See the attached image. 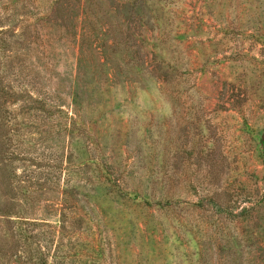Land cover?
Listing matches in <instances>:
<instances>
[{
	"label": "rangeland",
	"instance_id": "374dc122",
	"mask_svg": "<svg viewBox=\"0 0 264 264\" xmlns=\"http://www.w3.org/2000/svg\"><path fill=\"white\" fill-rule=\"evenodd\" d=\"M0 264H264V0H0Z\"/></svg>",
	"mask_w": 264,
	"mask_h": 264
}]
</instances>
